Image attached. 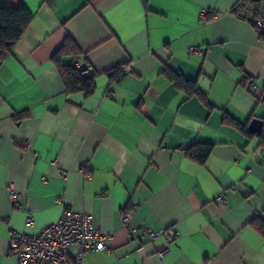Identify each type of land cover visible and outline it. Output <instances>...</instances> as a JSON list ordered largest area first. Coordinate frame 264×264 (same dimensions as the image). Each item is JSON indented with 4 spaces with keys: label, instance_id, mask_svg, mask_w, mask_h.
Wrapping results in <instances>:
<instances>
[{
    "label": "crops",
    "instance_id": "1",
    "mask_svg": "<svg viewBox=\"0 0 264 264\" xmlns=\"http://www.w3.org/2000/svg\"><path fill=\"white\" fill-rule=\"evenodd\" d=\"M238 1L11 0L33 18L0 50V264H17L12 230L38 233L66 207L112 237L82 264H264V42ZM67 38L81 55L63 62L98 72L90 96L68 93L52 61ZM196 143L214 145L205 163L187 154ZM169 228L172 242L144 234Z\"/></svg>",
    "mask_w": 264,
    "mask_h": 264
},
{
    "label": "built area",
    "instance_id": "2",
    "mask_svg": "<svg viewBox=\"0 0 264 264\" xmlns=\"http://www.w3.org/2000/svg\"><path fill=\"white\" fill-rule=\"evenodd\" d=\"M259 13L256 16V8ZM233 12L240 17L252 18L254 26L259 31H264V0H239ZM202 18L216 16L208 8H202L200 13ZM197 46H189L188 52H197ZM75 66H78L76 63ZM10 198L16 207H21L19 198L20 192L10 188ZM58 201H61L60 198ZM218 201L226 203L223 195L218 197ZM34 218L31 213L27 214V223L33 224ZM123 226L135 232L136 227L132 226L130 215L125 213L122 217ZM151 241L164 237L168 242H172L177 232L172 229L155 231L145 230L144 233ZM112 237L105 234L94 222L92 215L75 212L71 208H64L59 220L46 226L38 233L12 230L10 237V253L16 256L17 264H82L89 252L106 250L107 242ZM75 248V251H72ZM168 251L165 247L158 252L163 257Z\"/></svg>",
    "mask_w": 264,
    "mask_h": 264
},
{
    "label": "trees",
    "instance_id": "3",
    "mask_svg": "<svg viewBox=\"0 0 264 264\" xmlns=\"http://www.w3.org/2000/svg\"><path fill=\"white\" fill-rule=\"evenodd\" d=\"M259 13V8H256L255 15ZM33 18L32 12L24 3L14 6L11 0H0V50L1 59L4 60L6 56L13 52L16 43L21 39L24 31L28 28ZM253 22V19L250 18ZM260 38L264 42V31H259ZM73 55L78 57L81 55V50L73 39L67 38L58 51L52 57V61L58 67L61 77L64 81L66 91L74 93L76 91H83L86 96L93 94L96 88V77L98 72L88 69L78 68L75 64H65L63 57L65 55ZM125 71L119 67L113 71V79L118 80L123 77ZM166 74L172 79L179 89H183L190 94L202 93L197 87L196 81L189 80L173 71H166ZM231 122L239 125L236 121L229 118ZM264 144V131L260 134ZM214 145L212 143H196L187 148L189 157L198 163H205L212 153ZM259 229L264 233V223L260 221Z\"/></svg>",
    "mask_w": 264,
    "mask_h": 264
},
{
    "label": "water",
    "instance_id": "4",
    "mask_svg": "<svg viewBox=\"0 0 264 264\" xmlns=\"http://www.w3.org/2000/svg\"><path fill=\"white\" fill-rule=\"evenodd\" d=\"M248 129L255 134H260L262 131V120L253 118L249 124Z\"/></svg>",
    "mask_w": 264,
    "mask_h": 264
}]
</instances>
